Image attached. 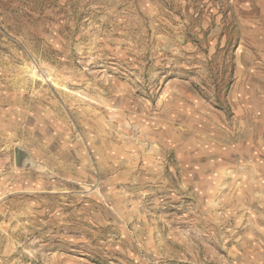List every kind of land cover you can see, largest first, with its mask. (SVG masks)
<instances>
[{"label": "rangeland", "instance_id": "obj_1", "mask_svg": "<svg viewBox=\"0 0 264 264\" xmlns=\"http://www.w3.org/2000/svg\"><path fill=\"white\" fill-rule=\"evenodd\" d=\"M0 264H264V0H0Z\"/></svg>", "mask_w": 264, "mask_h": 264}]
</instances>
